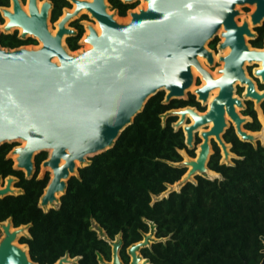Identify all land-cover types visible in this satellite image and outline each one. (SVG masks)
<instances>
[{
    "label": "water",
    "instance_id": "1",
    "mask_svg": "<svg viewBox=\"0 0 264 264\" xmlns=\"http://www.w3.org/2000/svg\"><path fill=\"white\" fill-rule=\"evenodd\" d=\"M39 1L42 2L40 8L37 0H9L7 7H0L2 17L7 18L0 35L11 34L20 27L19 38L32 36L41 43L35 49L0 46V145L17 140L24 142L12 148L8 157L15 155L13 167L23 171L25 178H31L35 172V155L42 151L47 153L40 164L45 172L51 170L38 200L42 210L59 204L68 179L77 175L78 168L87 164L88 157L111 148L147 100L160 91H165V103L185 99L189 92L196 95V101L201 100L206 105L209 93L217 89L207 109L201 113L192 106L167 112L177 117L172 127L181 129L185 146L199 149L194 157L187 156L176 163L185 169L175 182L179 189L173 188L161 198L179 191L187 182L194 183L196 176L216 178L208 177L210 144L214 142L220 148L223 155L220 163H224L228 152L232 153L231 145L223 140L230 126L240 140L259 141V131L254 133L244 128L246 119L236 111L243 102L234 96V89L237 85L245 88L241 96L254 100L255 105L264 101V90L256 89L254 80L244 71V63L257 64L252 76L264 83V51H260L264 48V38L261 48L246 42V38L256 36L254 28L264 22V0H144L145 9L127 12L130 16L127 23L117 22L113 12L108 14L107 0H66L75 7L72 12L67 9L58 17L54 34L47 25L52 3ZM25 4L27 13L22 9ZM237 5L254 7L249 22L243 20L237 24ZM82 9L98 23L100 34L91 24H86L88 34L84 41L91 48L72 55L62 41L74 35L69 22ZM220 28L223 41L219 42L218 49L228 47L229 51L219 57L222 67L217 70L219 76L213 78L211 72L200 65L198 57L205 58L208 64L213 63V51L207 45L217 37ZM192 68L200 74L204 84L190 92ZM225 115L231 120L229 126ZM196 139L199 143H195ZM14 181L13 176L0 178V198L15 194ZM0 228L3 232L0 264H38L30 258L25 244L15 242L18 235L24 236L25 232L28 235L27 225L13 227L7 219L0 222ZM100 234L111 246V259H101L99 264H123L120 235L114 241L103 231ZM261 239L264 244V237ZM155 240L153 232L128 246L129 264H150L142 257L140 249ZM74 262L75 258L65 255L54 264ZM259 264H264V257Z\"/></svg>",
    "mask_w": 264,
    "mask_h": 264
},
{
    "label": "trees",
    "instance_id": "2",
    "mask_svg": "<svg viewBox=\"0 0 264 264\" xmlns=\"http://www.w3.org/2000/svg\"><path fill=\"white\" fill-rule=\"evenodd\" d=\"M24 1V0H22ZM52 3L51 21L55 22L66 0ZM119 16L135 6L121 0H107ZM9 0H0L7 7ZM0 21L2 18L0 17ZM76 33L66 38L69 50L78 48L83 30L72 23ZM256 36L248 42L261 48L264 22L254 28ZM218 39L208 43L215 49ZM31 38H19L17 32L0 35V46L7 49L34 44ZM264 90V85H260ZM241 91L239 90V93ZM164 101V93L151 96L108 150L89 158V163L71 176L59 204L47 211L38 206L49 177H38V169L47 153L35 155V172L25 178L13 167L8 153L13 145H0V178L13 176V186L21 192L0 198V222L10 219L13 227L28 226V235L19 243L28 248L30 258L38 264H54L60 257L75 258L73 264H99L111 259V246L94 229V224L114 240L122 239L120 259L128 264L126 248L142 240L152 224L156 238L149 247L140 249L150 264H259L264 257V144L253 145L240 140L232 127L223 140L234 154L231 164L220 163L218 149L207 163L209 170L221 178L196 176L179 191L167 197L154 198L177 182L185 169L176 163L182 160L180 150L190 157L181 129L172 123L177 117L167 114L186 106L204 111L191 94L185 99ZM242 115L251 121L244 128L257 132L260 124L249 101ZM264 115V101L261 104ZM166 115L164 124L161 116ZM198 142V139H196ZM214 144V142H213ZM152 228V227H151Z\"/></svg>",
    "mask_w": 264,
    "mask_h": 264
},
{
    "label": "rangeland",
    "instance_id": "3",
    "mask_svg": "<svg viewBox=\"0 0 264 264\" xmlns=\"http://www.w3.org/2000/svg\"><path fill=\"white\" fill-rule=\"evenodd\" d=\"M24 1H26V0H24ZM24 3H25V2H24ZM131 3L135 4V6H134L133 8H131V9H128V10L126 11V15H125V16H119V15L117 14V10H116V9H112L109 3H107V9H108L110 12H113V13H114V15H115V17H116V19H117L118 22H120V23H126V22L129 20V18H130L129 15H128V13H127L129 10L134 11V10H136L137 8H142V7L140 6V4L142 3V0H135V1L131 2ZM71 6H72V5L69 4L68 7L63 8V9H62V13H63V11H64L65 9H70ZM145 8H146V5H145ZM253 8H254V7H253V6H250V5H243V6L237 5V6H236V9L239 11V15L236 16V18H235L237 24H241L242 21L245 20V18L249 16V14L252 12ZM143 9H144V8H143ZM0 17L2 18V21H0V26H1L2 23H4V22L7 21V20H5L4 17H2L1 12H0ZM126 18H128V20H127ZM74 22H78L79 24H81V26H82V30H83V33L85 32V25H86V24H95V25H97L96 21H94V20L90 17V15H89L88 13H80L78 16L73 17L72 21L69 22V27H70L71 29H74V30H75V33L77 32L76 29H75L73 26H70V25H71L72 23H74ZM47 24H48V27H49V28H53V22L51 21V12L49 13L48 18H47ZM14 31L17 32V36L19 37L20 32H19L18 30H14ZM221 31H222V28H220V29L218 30L217 37H216V38L218 39V41H217V43H216L215 49H211V48H209L208 45H207V47H208V49H210L211 51H213V53H219V52H220L221 55H225V54L229 51V48H228V47H226L224 50L218 49V44H219V42H222V40H223V38L220 36V32H221ZM11 32H12V30H11ZM83 33H82V35H83ZM82 35H81L80 39L82 38ZM25 38H31V39H33V40L35 41V43H34V44H26V45H22V46H20V47L33 48V49H35V48H38V47L41 46V43H40L36 38H34V37H32V36H27V37H25ZM80 39H79L78 42H77V43H78V48H77L76 50H74V51H71V50L68 49V47H67V45H66V42H64V39H63V42H62V43H63L64 46H65V47L71 52V54L74 55V54H77L78 52H81V51L87 49V48H85V46H82V45H81V43H80ZM249 40H250V39H247V38H246V42H248ZM248 43H249V42H248ZM249 45H250V44H249ZM262 47H263V46H262ZM204 60H205V59H204ZM205 62H206V60H205ZM205 65H206V70L210 71L211 73H215V75H216V77H217V76H218V74H217V70H218L219 68L222 67V62H219V61L217 60V61H213L212 64H208V63H206ZM256 65H257V64H254V63H247V62H246L245 65H244V71H245L246 75L250 76V77L254 80L255 86L257 87V89H259V90L261 91V89H260V85H264V83H263V84L259 83V81H257V80L252 76V71H253V69L255 68L254 66H256ZM200 82H201V76H200V75H198V76H193V83H192V85H191V87H190V92H192L196 87L200 86ZM239 90L241 91L240 93H239ZM162 92H163L164 95H165V91H162ZM243 93H244V88H243L242 86H240V85H237V86L235 87V89H234V95L237 96V97H240V98H241V100H242V102H243V106H242L241 108L236 107V111L240 114L241 117H244V118L246 119V121H251V118H250L249 116H244V115H242V111H243V110H246V109L248 108V103H247L248 100H246L244 97L241 96ZM189 94H190L189 92L186 93L184 97L187 98ZM193 96L195 97V100H196V95H193ZM249 102H250V104H251L252 109H253L254 112H255L256 119H257V121H258V116H257V112H256L255 107H258V108L260 109V111L262 112V114H263V111H262V108H261V104H262V103H261L260 105H255L254 100H249ZM198 103H199V105H200L201 107L204 108V111L207 109V105H205L201 100L198 101ZM194 108L197 109L196 107H194ZM178 109H179V108H178ZM197 110H198V109H197ZM198 111H199V110H198ZM200 112H201V111H200ZM202 112H203V111H202ZM263 116H264V115H263ZM165 118H166V115H162V116H161V123H162V124H164ZM258 122H259V121H258ZM229 124H232L231 121L228 123V126H229ZM259 124H260V123H259ZM230 127H231V126H230ZM260 130H261V124H260ZM260 130H259V131H260ZM257 132H258V131H257ZM254 133H255V132H254ZM257 142H259V143L262 144V145L264 144V142H261L260 140L257 141ZM257 142H256V143H257ZM195 143H199V140H198V142H195ZM256 143L253 142L252 144H253V145H256ZM10 144L13 145L12 148H14V147H16V146H22V145H23V143H22L20 140L14 141V142H12V143H10ZM214 146L218 149V151H219V155H220V162H222V160H223V155L221 154V150H220V148L216 145V143L213 144V142H211V144H210V153H213V152H214ZM186 148H187V149H191V150H193V152H194V156H195V152H196V150H197V146H195L194 148H192V147H187V146H186ZM179 152H180V154L182 155V159H183V158H186L187 156L190 157V156L188 155V153L186 152V150H184V149L180 150ZM8 154H9V153H8ZM13 157H15V155H13V156L11 157L13 163H15ZM86 163H89V157L87 158ZM231 163H232V158H230V159H228V160H226V161L224 162V164H231ZM45 173H47V174H48V177H50V172H49V171H46V172H45V170L42 169L41 166H39L37 176H38V177H41V176L45 175ZM219 176H220V175H219ZM192 181L195 183L196 179H194V180H192ZM177 184H178V183L174 184V185H173L174 187H172V186H170V185H167L166 190H165L163 193H161L160 195H158V196H156V197H154V198H161L163 195H166V194H167L169 191H171L173 188H174L175 190H178V189H179V186H178ZM13 189H14V188H13ZM14 190H15V191H14L15 194L21 192V190L18 189V188H15ZM162 194H163V195H162ZM57 205H58V204H54V207L57 206ZM93 227H94V229L96 230L97 234L100 236V235H101V234H100V230L98 229L97 225L94 224ZM151 227H153V226H152V224L150 223L149 231H148L146 234H149V233H150V234L153 235V232H154V231H153V228L151 229ZM26 235H27V233L25 232V233H24V236H26ZM2 237H3V232H2V230H1V228H0V240L2 239ZM20 237H21V236L18 235V237H17L16 240H15L16 243H19V239H20ZM117 238H118V236H116V237L114 238V241L117 240ZM19 244H21V243H19ZM21 245H24V244H21ZM149 246H150V243H149ZM149 246H148V247H149ZM140 254H141V253H140ZM142 257H143V256H142ZM74 263H75V262H74Z\"/></svg>",
    "mask_w": 264,
    "mask_h": 264
},
{
    "label": "bare ground",
    "instance_id": "4",
    "mask_svg": "<svg viewBox=\"0 0 264 264\" xmlns=\"http://www.w3.org/2000/svg\"><path fill=\"white\" fill-rule=\"evenodd\" d=\"M142 2L145 4V5H147L146 4V2L144 1V0H142ZM74 4V3H73ZM41 6V5H40ZM74 7H75V5H74ZM142 7V9L144 8L145 9V6H141ZM40 8V7H39ZM139 8H137L136 10H134V11H137ZM10 10V9H9ZM66 11V10H65ZM26 13L28 12V9L25 11ZM108 14H111V13H108ZM129 15V14H128ZM91 17V16H90ZM130 17V16H129ZM114 18H115V16H114ZM116 19V18H115ZM5 20H7V18L5 17ZM127 20H128V18H127ZM129 20H130V18H129ZM128 20V21H129ZM245 20L247 21V22H249V16L248 17H246L245 18ZM116 21H117V19H116ZM127 21V22H128ZM118 22V21H117ZM126 22V23H127ZM97 23V22H96ZM48 25V24H47ZM92 25V24H91ZM3 27V25L2 26H0V29ZM93 27V26H92ZM18 29H19V32H21V28L20 27H17ZM94 28V27H93ZM48 29L50 30V32L52 33V34H54L55 32H52L51 31V29L48 27ZM85 29H86V34H84V36H83V38L81 39V41H80V43L82 44V45H85V48H87V49H90L91 48V46H90V44H88L87 42H85L84 41V38L87 36V34H88V30H87V28H86V26H85ZM13 30V29H12ZM56 30H57V23H56ZM94 30L96 31V33L97 34H100V28H99V25H98V23H97V28H94ZM11 31V30H10ZM223 41V40H222ZM63 42V41H62ZM25 48V47H24ZM87 49H85V50H87ZM85 50H83V51H85ZM224 50V49H223ZM260 51H264V50H260ZM70 54H71V52H70ZM220 56H224V55H221L220 54V52L217 54V60L219 61V57ZM204 60L205 58H203V57H198V62L200 63V65L203 67V68H205L206 69V67H204L203 65H202V63H201V60ZM54 61H56V59H54ZM205 61V60H204ZM213 61H214V55H213ZM219 62H221V61H219ZM205 63H207V62H205ZM244 65H245V63H244ZM258 68H260V67H258ZM197 73V75H200L196 70H195V68H192V74H193V76H195V74ZM212 74V73H211ZM214 75H215V73H214ZM213 74H212V76H213V78H217V77H215ZM201 81H202V84L201 85H203L204 84V80L201 78ZM200 85V86H201ZM211 92H214V95L217 93V89H214V90H212ZM210 92V93H211ZM210 93H209V96H208V99H209V97H210ZM214 95H213V97H214ZM212 97V98H213ZM212 98L210 99V101L208 102V99H207V101H206V105H207V107H208V104L211 102V100H212ZM255 109H256V111H257V114H258V119H259V121H260V123H261V130L258 132V134H259V140L261 141V142H264V117L262 116V114H261V111L259 110V108L258 107H255ZM225 120H226V123L228 124L229 122L228 121H231L230 120V118L227 116V115H225ZM183 126H184V124H183ZM21 141V140H20ZM23 144H24V142L23 141H21ZM227 146H229V145H227ZM198 149H199V147L197 146V151H196V153L198 152ZM233 156V153H230V152H228V155H227V160L228 159H230L231 157ZM14 159H15V157H13ZM61 163H62V161H61ZM47 169V168H46ZM49 169V168H48ZM50 172H51V170H50ZM216 174H218V173H215L214 171H212V170H208V177H210V178H213V177H215V176H217ZM175 184V183H174ZM173 184V185H174ZM12 190H14L13 188H12ZM12 230V228H10V231Z\"/></svg>",
    "mask_w": 264,
    "mask_h": 264
},
{
    "label": "flooded vegetation",
    "instance_id": "5",
    "mask_svg": "<svg viewBox=\"0 0 264 264\" xmlns=\"http://www.w3.org/2000/svg\"><path fill=\"white\" fill-rule=\"evenodd\" d=\"M87 1H91V0H87ZM41 1H39V0H37V7L39 8L40 7V5H41ZM140 6H145V4L142 2L141 4H140ZM22 9L24 10V11H26L27 10V4H25V5H22ZM74 9V4L72 3V6H71V8L70 9H68V11L69 12H72V10ZM65 10H67V9H65ZM64 10V11H65ZM80 13H88L85 9H82L76 16H78ZM108 13H112V12H110L109 10H108ZM89 14V13H88ZM90 15V14H89ZM116 18V17H115ZM127 19V18H126ZM3 25V24H2ZM1 25V26H2ZM92 26L94 27V28H97V25H95V24H92ZM18 31H19V29L18 28H16ZM51 29V31L52 32H56V22L54 23V25H53V28H50ZM84 34H86V29H85V32L83 33V35H82V38H83V36H84ZM81 38V39H82ZM81 39H80V41H81ZM82 45V44H81ZM82 46H85V45H82ZM261 50H264V48L263 49H261ZM217 54L218 53H213V55H214V61H217ZM201 63H202V65L204 66V67H206V63H205V61L202 59L201 60ZM213 75H214V73H212ZM195 76H198L197 75V73L195 74ZM215 76V75H214ZM216 77V76H215ZM202 84V81L200 82V85ZM238 84V83H237ZM255 88L257 89V87L255 86ZM245 89V88H244ZM258 92H260V91H258ZM213 95H214V92H211L210 93V97H209V99H208V102L210 101V99L213 97ZM235 96V95H234ZM260 110V109H259ZM257 112V111H256ZM201 113V112H200ZM261 114H262V112H261ZM257 116H258V114H257ZM262 116H263V114H262ZM264 117V116H263ZM258 121H259V119H258ZM228 122H230V121H228ZM259 123H260V121H259ZM261 124V123H260ZM183 126V125H182ZM197 151V150H196ZM127 254V253H126ZM129 257V256H128ZM122 261V260H121ZM129 262H130V259H129ZM129 262H128V264H129ZM123 263V262H122ZM124 264V263H123Z\"/></svg>",
    "mask_w": 264,
    "mask_h": 264
},
{
    "label": "crops",
    "instance_id": "6",
    "mask_svg": "<svg viewBox=\"0 0 264 264\" xmlns=\"http://www.w3.org/2000/svg\"><path fill=\"white\" fill-rule=\"evenodd\" d=\"M216 173V172H215ZM217 176H216V178H221L220 176H219V174H216Z\"/></svg>",
    "mask_w": 264,
    "mask_h": 264
}]
</instances>
